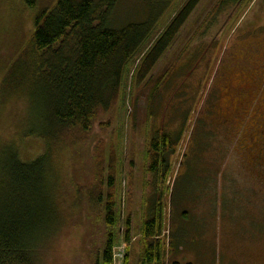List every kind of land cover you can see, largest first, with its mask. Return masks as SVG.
Listing matches in <instances>:
<instances>
[{"label": "rangeland", "instance_id": "374dc122", "mask_svg": "<svg viewBox=\"0 0 264 264\" xmlns=\"http://www.w3.org/2000/svg\"><path fill=\"white\" fill-rule=\"evenodd\" d=\"M56 1L39 0L36 9H26L20 0H0V169L5 160L4 145H15L22 163H33L45 152V140L34 134L26 136L37 127L39 118L35 99L28 94L30 74L26 73L27 59H21V51L30 43L36 17ZM147 2L120 0L113 25L146 19ZM173 2L159 23L155 39L186 0ZM219 3L202 0L141 83L136 69L155 39L150 41L129 68L116 105L99 114L88 135L70 140L62 156L66 177L73 183L72 197L75 183H95L103 160L109 163L112 158L120 159L117 179L121 181V218L114 264H127L128 257V264H141L142 235L137 231L145 210L141 199L145 196L142 186L147 174L150 130L158 132V108L179 93L178 86L183 84L188 90L181 88L178 98L192 90L189 95L193 101L171 157L169 190L163 199L162 239L166 249L171 252L169 237L172 246H184L176 254L181 264H264V0H244L221 11ZM256 68L262 72L261 78L247 95L246 86ZM229 72L234 73V86L243 91L240 98L245 110L240 121L235 128H224L213 120L214 124L197 122L208 93L217 95L220 82ZM221 103L216 117L225 115L221 108L227 103ZM179 118L177 113L174 121ZM98 210L95 205L89 210L84 207L81 212L91 217L89 220L70 229L64 227L48 241L43 252L49 249V264L98 263L107 232L103 220L98 219ZM128 212L133 214L130 244L124 235ZM43 252L41 255H45ZM172 259L168 253L165 264H172Z\"/></svg>", "mask_w": 264, "mask_h": 264}, {"label": "trees", "instance_id": "16d2710c", "mask_svg": "<svg viewBox=\"0 0 264 264\" xmlns=\"http://www.w3.org/2000/svg\"><path fill=\"white\" fill-rule=\"evenodd\" d=\"M120 0H57L51 9L36 17L30 43L22 49L30 74L28 94L35 99L38 125L26 136L45 140V152L33 163L21 162L15 145H4L0 169V264H42L49 256L48 241L66 227L91 217L81 211L98 208V219L107 226L103 252L97 264H114V249L121 218L118 180L120 159L103 160L99 178L92 186L72 182L64 171L62 156L70 140L86 136L95 128L101 112H109L120 96L124 79L135 60L155 39L160 22L174 0H145L146 19L113 25ZM244 0H220L218 9ZM36 9L39 0H20ZM202 0H186L154 40L136 69L141 83L161 60L193 16ZM28 78V76H27ZM164 83H160V86ZM154 117V116H153ZM151 118L150 123L153 121ZM147 174L143 182L145 205L141 217V264H165L164 201L172 172L171 157L179 137L150 130ZM61 157L59 158V155ZM108 167L106 168V165ZM132 165V163H131ZM106 179V182L104 181ZM90 187V188H89ZM119 199V200H118ZM77 209V210H76ZM75 217L73 218V213ZM82 216H77V214ZM132 216L128 212L126 242L132 239ZM72 219V221H70ZM169 237L171 251L174 246ZM172 247V248H170ZM176 250H178L176 248ZM42 252L45 255H41ZM45 258V259H44ZM126 261L128 264L129 261ZM49 264V261H47Z\"/></svg>", "mask_w": 264, "mask_h": 264}, {"label": "flooded vegetation", "instance_id": "af4514ba", "mask_svg": "<svg viewBox=\"0 0 264 264\" xmlns=\"http://www.w3.org/2000/svg\"><path fill=\"white\" fill-rule=\"evenodd\" d=\"M255 70H256L255 74L253 75L251 74L252 77L251 79H249L246 86L247 95H249L250 92L257 87L256 85L258 84L259 79L261 78L262 72H260L257 68ZM247 74H250V72H248ZM233 75L234 73L229 72L228 75L226 76V80L222 83L220 82V86H219L220 89L217 95L214 94L215 96H211L210 92L208 93L207 97L205 98V102L202 105V108L199 110L197 122L202 121L204 122V124L206 122L207 123L212 122L213 124L216 122L217 125H220L224 128L236 127V124L238 121H240L241 116L244 113L245 109H244V101L241 100L240 98L243 95V91L239 90L237 86H234V83L232 81ZM163 86L164 84L160 86L159 91L163 89ZM183 87H185V89H183L184 91L188 90L187 89L188 86L186 84H183V86L181 87L178 86L179 93L175 92L174 95H172V97L167 101V103L164 105L163 108H161V106H163L164 102H162L161 106L158 108L157 111L158 119L160 118L159 124L161 125L158 128L157 133L160 137V141L165 136V133L171 134L174 140H176L177 137L182 135L180 129L186 125L185 122L189 116L190 113L189 109L193 101L192 96L190 97L189 95V92H191L192 90L186 92L185 96H182L181 99L178 98V96H180L183 91L180 89ZM231 101L234 102L231 103ZM221 102L227 103L226 107L221 108L222 110L225 111V115L224 116L219 115V117H216L218 111L217 108L220 107V105L222 104ZM177 113L179 114V117L181 116V118H179L177 121H174L175 119H177V118L174 119V116ZM205 117L207 119H205Z\"/></svg>", "mask_w": 264, "mask_h": 264}, {"label": "crops", "instance_id": "0c3cea01", "mask_svg": "<svg viewBox=\"0 0 264 264\" xmlns=\"http://www.w3.org/2000/svg\"><path fill=\"white\" fill-rule=\"evenodd\" d=\"M175 246H176V245H175ZM176 248H177L178 250H176ZM181 249L184 250L185 247L182 246V245H181V246H177V247H174V249L171 251V256H173V259L171 260V261H172V264H181V263L178 261V257L176 256V254H177L178 252H180ZM174 251H176V252H174ZM179 259H181V258L179 257Z\"/></svg>", "mask_w": 264, "mask_h": 264}]
</instances>
